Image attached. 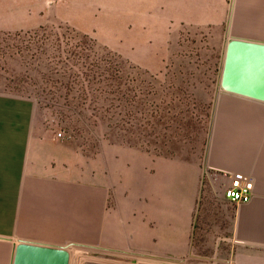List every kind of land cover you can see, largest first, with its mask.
<instances>
[{"label": "crops", "instance_id": "0c3cea01", "mask_svg": "<svg viewBox=\"0 0 264 264\" xmlns=\"http://www.w3.org/2000/svg\"><path fill=\"white\" fill-rule=\"evenodd\" d=\"M48 3L0 0V13ZM69 13L149 69L168 60L185 26L228 33L206 161L121 150L79 178L72 147L44 132L30 99L0 91V264H19L25 250L40 253L26 264H57L64 246L82 243L88 256L70 264H264V53L235 66L242 91L223 87L231 43L264 44V0H69ZM206 169L214 198L202 196ZM237 172L254 182L249 202L224 197ZM197 229L213 238L207 262L190 260Z\"/></svg>", "mask_w": 264, "mask_h": 264}, {"label": "rangeland", "instance_id": "374dc122", "mask_svg": "<svg viewBox=\"0 0 264 264\" xmlns=\"http://www.w3.org/2000/svg\"><path fill=\"white\" fill-rule=\"evenodd\" d=\"M47 2L38 14L0 13V91L30 99L31 117L44 132L72 147L78 177L121 150L203 164L228 33L185 26L168 60L149 69L125 59L98 31L88 32L85 16L69 13V0ZM208 170L202 196L214 198L219 188ZM198 231L190 260L207 262L217 256L213 238ZM82 244L63 247L65 264L85 260Z\"/></svg>", "mask_w": 264, "mask_h": 264}, {"label": "water", "instance_id": "95a60500", "mask_svg": "<svg viewBox=\"0 0 264 264\" xmlns=\"http://www.w3.org/2000/svg\"><path fill=\"white\" fill-rule=\"evenodd\" d=\"M258 52L264 53V44L250 42V41H240V40H236L231 43L228 54L227 66H226V79L223 82V87L225 89L242 91L241 83L237 81L231 82L233 81V76L236 74L234 68L235 66H237L238 61L240 60L244 61V59L247 58V61L244 62V66H245L247 62H249V60L251 59L249 58V56L251 54ZM33 255L37 256L40 255V253L37 251L25 250L21 255L22 258L19 264H26L27 256H33ZM57 259H58L57 264H65L64 254H61L59 257H57Z\"/></svg>", "mask_w": 264, "mask_h": 264}, {"label": "built area", "instance_id": "2783aa9c", "mask_svg": "<svg viewBox=\"0 0 264 264\" xmlns=\"http://www.w3.org/2000/svg\"><path fill=\"white\" fill-rule=\"evenodd\" d=\"M62 136V133H59ZM254 196V182L244 173L237 172L231 177V183L224 189V197L233 203L249 202Z\"/></svg>", "mask_w": 264, "mask_h": 264}]
</instances>
